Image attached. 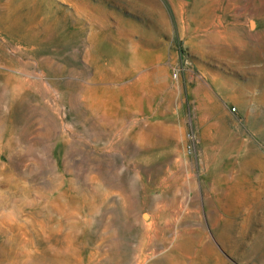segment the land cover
Masks as SVG:
<instances>
[{
	"label": "rangeland",
	"instance_id": "1",
	"mask_svg": "<svg viewBox=\"0 0 264 264\" xmlns=\"http://www.w3.org/2000/svg\"><path fill=\"white\" fill-rule=\"evenodd\" d=\"M0 264H264V0H0Z\"/></svg>",
	"mask_w": 264,
	"mask_h": 264
}]
</instances>
